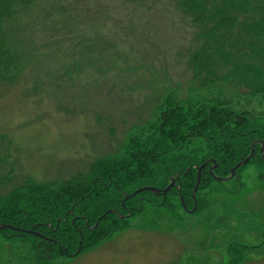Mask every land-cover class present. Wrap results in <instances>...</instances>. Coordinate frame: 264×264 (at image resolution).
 Listing matches in <instances>:
<instances>
[{"label": "trees", "instance_id": "1", "mask_svg": "<svg viewBox=\"0 0 264 264\" xmlns=\"http://www.w3.org/2000/svg\"><path fill=\"white\" fill-rule=\"evenodd\" d=\"M111 1L120 6L117 0H0V82H16V71L28 67L35 56L40 59L43 54L51 61L54 56L47 52L53 48L78 62L114 61L117 51L108 40L114 35H102L100 29L88 26L96 14L109 12ZM162 1L169 4L175 24L187 32L177 46L176 56L184 67H180L183 72L176 68V75L187 73L198 89L228 84L244 95L264 99V0ZM127 32L123 33L130 38ZM119 36L123 38L121 33ZM141 51L147 57V51ZM133 53L137 55L135 49ZM109 70L94 76L100 78L96 83L101 87L111 86L106 99H118L125 106L128 101L127 113L135 108L133 112L152 109L127 124L133 130L149 124L146 136L128 139V130L116 139L119 147L92 162L80 161L74 173L52 181L18 179L10 189L7 184L13 180V170L2 167L0 226L13 228L1 230L0 237L25 246L31 264H53L92 248L129 228L131 218L151 214L156 222L179 210L191 214L204 210L199 193L212 183H225L215 177L230 176L252 154L255 143L249 163L264 165V117L252 119L248 112H229L216 105L194 111L173 95L164 103L156 97L153 105L150 99V106H142V95L137 92L129 100V96L127 100L123 97L127 92L124 84H132L127 80L130 77L121 69ZM110 80L113 82L106 84ZM133 89L137 90L135 83ZM117 93L122 95H113ZM157 111L158 119L152 122ZM103 118L95 115L97 122ZM173 182L172 189L164 193ZM145 187L161 192L144 191L127 199ZM145 226L150 229L155 224L149 221Z\"/></svg>", "mask_w": 264, "mask_h": 264}, {"label": "rangeland", "instance_id": "2", "mask_svg": "<svg viewBox=\"0 0 264 264\" xmlns=\"http://www.w3.org/2000/svg\"><path fill=\"white\" fill-rule=\"evenodd\" d=\"M117 1L121 7L111 1L109 12L96 14L94 23L88 25L100 29L102 35H114L108 39L117 51L114 61L78 62L53 48L47 52L54 56L51 61L43 54L40 59L35 56L28 67L16 71V82H0V176L3 166L13 170L8 188L15 187L18 179L65 178L74 173L80 161L92 162L118 146L116 139L128 130V139L149 133V124L134 130L127 124L146 116L142 111L152 109L133 112L135 108L127 113L128 101L125 106L118 99H106L111 86L101 87L96 83L100 78L94 76L109 69H121L130 77L127 80L132 86L124 81L127 92L123 97L127 100L129 96V100L137 92L142 95V106H150V99L156 97L164 103L173 95L194 111L216 105L229 112H248L252 119L264 117L261 96L244 95L228 84L198 89L190 75L174 73L176 68L183 72L176 55L187 32L175 24L168 3ZM124 31L131 37H125ZM49 47L55 46L49 43ZM158 111L152 122L158 119ZM96 114L104 117L102 121H96ZM248 164L236 180L212 183L199 193L204 210L192 214L179 210L177 215L169 214L156 222L151 214L131 218L129 228L53 264H264V165ZM149 221L155 224L153 228L145 226ZM25 251L21 243L0 237V264H31Z\"/></svg>", "mask_w": 264, "mask_h": 264}, {"label": "water", "instance_id": "3", "mask_svg": "<svg viewBox=\"0 0 264 264\" xmlns=\"http://www.w3.org/2000/svg\"><path fill=\"white\" fill-rule=\"evenodd\" d=\"M255 145L256 143L253 145V151H252V154L244 161L240 162L239 164H237L232 170H231V175L228 176V177H225V178H219V177H215L217 180L219 181H229L231 180L232 178H234V176L236 175V173L238 172V170L247 165L251 158L253 157L254 155V150H255ZM262 151H264V145L262 146ZM204 168V166L200 167L199 168V174H198V183H197V186L194 190V196H196V193L198 191V188H199V184H200V180H201V172H202V169ZM211 171H213V168L211 169ZM174 186V182L167 188L164 190V193H167L169 190L172 189V187ZM144 191H153L155 193H160L161 191L158 190V189H155V188H152V187H145V188H142V189H139V190H136L135 192H133L132 194H130L129 196H127V199H130L136 195H138L139 193H142ZM98 225V224H97ZM6 228H13L12 226H9V225H1L0 226V231L3 230V229H6ZM27 233H32V231H26ZM80 252V250L77 252V254ZM76 255V254H75ZM74 255V256H75Z\"/></svg>", "mask_w": 264, "mask_h": 264}]
</instances>
